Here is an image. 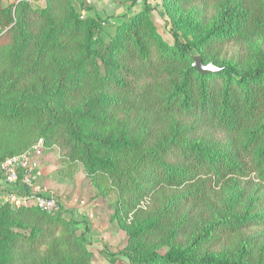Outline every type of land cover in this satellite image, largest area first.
Listing matches in <instances>:
<instances>
[{
  "label": "trees",
  "instance_id": "obj_1",
  "mask_svg": "<svg viewBox=\"0 0 264 264\" xmlns=\"http://www.w3.org/2000/svg\"><path fill=\"white\" fill-rule=\"evenodd\" d=\"M71 1L0 0V160L41 137L106 183L113 216L156 197L133 222L126 250L102 245L111 264L119 256L122 264H264L258 240L244 235L264 229V49L224 53L264 36V0H162L172 43L157 31L148 0L119 22L91 13L84 0L81 16ZM194 56L218 69L198 72ZM242 181L253 189L240 208ZM223 185L222 213L193 222L191 211ZM76 225L1 204L0 264H34L40 250L43 264H94L88 226L74 234Z\"/></svg>",
  "mask_w": 264,
  "mask_h": 264
},
{
  "label": "rangeland",
  "instance_id": "obj_2",
  "mask_svg": "<svg viewBox=\"0 0 264 264\" xmlns=\"http://www.w3.org/2000/svg\"><path fill=\"white\" fill-rule=\"evenodd\" d=\"M14 1L17 0H2V3L7 4ZM30 1L40 7L46 4V0ZM131 1L132 0H106V2L113 5V7L123 5L125 7L127 5L131 6ZM71 2L76 11L79 12L81 16H85L84 13L79 10V2L77 0H72ZM148 3L152 8L150 16L157 27V31L166 42L172 43L169 25L165 23L168 17L164 12L162 0H148ZM232 4H234V0L228 2V5ZM141 6L142 1L137 0L133 5V9L127 15L132 16ZM183 11L184 9H180L179 13H183ZM105 29L109 31L107 27H105ZM257 45H260L264 49V36L253 35L242 47L238 45L226 46L224 48V53H227L228 57L231 55L235 56L238 53L249 55V52ZM238 47L240 48L239 51ZM209 63L213 67H216L211 62L203 63V65ZM26 152L29 157L28 165L32 168L29 180H31L33 190L40 194L52 196L56 200L57 208L55 210L43 212L50 216L62 214L63 217L71 218L73 221H76L77 225L73 229L74 234H79L81 230H84V226L87 225L86 239L88 243L86 245V250L90 253L87 259L88 262L94 264H111L109 258L104 257L100 253L102 245L107 246V248L113 252L126 250L128 246V231L131 230L133 222L136 219L140 220L139 217L142 218V216H146V213L143 211H148V209L151 211L152 208L155 207L156 197H145L135 205V207L126 211V213L119 212L118 216H113L116 196L111 190L107 189L106 183L98 185L95 183L96 181L90 180V178L86 176L84 167L80 162L69 165L68 162L64 160V149L62 146L56 143H51L48 146L43 143L41 137H38L32 141L28 148L0 160V205L7 203L12 207L33 206L39 209L33 202L25 204L21 202L17 203L12 198V196L20 193L25 188L22 181V179H24L23 172L20 168L16 170L17 181L13 184L8 183L5 186L9 189L11 186L14 187V189L8 191L4 189L3 182H5V178L2 164L8 158ZM1 182L3 185H1ZM240 186L242 187V192L246 195L243 205L240 206V208H243L247 204L248 196L251 194L253 188L248 184H244L243 181L240 182ZM228 197V185H223L212 190L208 198V203L199 210L191 211L193 222L195 221L197 224L201 222L202 224V222L207 223L211 220H215L217 214L222 213V209L227 203ZM260 206L264 207V201L260 203L259 207ZM258 228L259 227L256 226L250 227L245 230L244 235L251 234L254 236L255 239L258 240L256 252H264V229L260 230ZM56 236L59 237L60 234L58 233ZM164 237L165 235L161 232L158 239H163ZM185 238L186 235L183 234L177 238V241H184ZM235 239L230 240L231 244L235 242ZM60 240L62 249H68L70 252H73L72 254L74 256H77V253L73 251V247L70 245L72 241L64 240L63 238ZM164 250H166L165 247L161 248L159 251L163 252ZM25 257V260L30 259L28 256ZM45 257V252L40 250L36 255H33L32 261H34V264H43ZM125 260V257L119 256L116 260V264H122Z\"/></svg>",
  "mask_w": 264,
  "mask_h": 264
},
{
  "label": "built area",
  "instance_id": "obj_3",
  "mask_svg": "<svg viewBox=\"0 0 264 264\" xmlns=\"http://www.w3.org/2000/svg\"><path fill=\"white\" fill-rule=\"evenodd\" d=\"M28 158V153L26 152L4 161L2 169L4 172L5 183H15L17 181L16 170L20 168L23 172L24 179H22V181L25 191L22 190V192L12 196V198L17 203L21 202L25 204L33 202L42 211L51 212L57 208L56 200L52 196L40 194L33 190L31 180H29L32 168L28 165ZM10 189H14V187L10 186Z\"/></svg>",
  "mask_w": 264,
  "mask_h": 264
},
{
  "label": "crops",
  "instance_id": "obj_4",
  "mask_svg": "<svg viewBox=\"0 0 264 264\" xmlns=\"http://www.w3.org/2000/svg\"><path fill=\"white\" fill-rule=\"evenodd\" d=\"M78 2L80 0H77ZM86 4L91 5L93 7V10L90 11L91 13H96L101 17L110 16L111 18L109 21L111 22H119L124 15H127L132 9V6H119V7H113V5H110L106 2V0H84ZM122 16V18H121ZM120 17V18H119ZM5 191L11 190L9 188H6V183L3 182ZM1 182V185H3Z\"/></svg>",
  "mask_w": 264,
  "mask_h": 264
},
{
  "label": "water",
  "instance_id": "obj_5",
  "mask_svg": "<svg viewBox=\"0 0 264 264\" xmlns=\"http://www.w3.org/2000/svg\"><path fill=\"white\" fill-rule=\"evenodd\" d=\"M192 65L200 73H205V72H209V71H216L218 69L217 67H213L210 63L207 64V65H203V63H202L201 59L199 58V56H195L193 58Z\"/></svg>",
  "mask_w": 264,
  "mask_h": 264
}]
</instances>
